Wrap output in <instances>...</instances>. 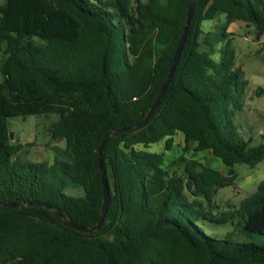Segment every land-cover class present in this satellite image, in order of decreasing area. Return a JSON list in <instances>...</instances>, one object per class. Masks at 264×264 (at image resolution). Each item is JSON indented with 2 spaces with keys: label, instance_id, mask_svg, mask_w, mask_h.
<instances>
[{
  "label": "trees",
  "instance_id": "trees-1",
  "mask_svg": "<svg viewBox=\"0 0 264 264\" xmlns=\"http://www.w3.org/2000/svg\"><path fill=\"white\" fill-rule=\"evenodd\" d=\"M190 0H5L0 3V201L49 205L93 226L102 191L97 147L110 129L142 119L169 67ZM224 22L243 21L260 39L264 0H197L173 75L139 127L103 146L109 202L100 228L65 226L50 209L0 205V264H264V179L237 204L214 197L236 164L254 167L233 115L245 80ZM215 20L212 30L203 21ZM264 49V42H263ZM220 52L219 62L213 54ZM264 62V54L262 56ZM57 113L50 165L19 160L15 116ZM183 135V150L209 151L224 169L146 148ZM176 165V167H174ZM229 225L220 235L215 228ZM252 235L262 242L248 240Z\"/></svg>",
  "mask_w": 264,
  "mask_h": 264
},
{
  "label": "rangeland",
  "instance_id": "rangeland-1",
  "mask_svg": "<svg viewBox=\"0 0 264 264\" xmlns=\"http://www.w3.org/2000/svg\"><path fill=\"white\" fill-rule=\"evenodd\" d=\"M220 24L224 25V30L228 33V41L220 42L217 47L229 48L234 51L235 61L243 70L241 80H245L241 98L242 107L236 110L233 119L243 137H251V145L264 143V54L262 40L254 36V28L243 21H234L229 24L224 22V16L218 17ZM215 20H207L202 23L204 32L212 30ZM220 52L213 54L214 59L219 62ZM57 113L30 114L26 116H15L8 120L9 128L13 132L11 141L20 142L22 148L16 156L19 160L29 162H44L50 165L55 155L59 154L64 148V141H52L50 126L58 119ZM150 151L165 152L168 161L176 159L179 155L187 158H196L204 164H208L220 170H224V165L220 158L212 155L209 151H199L192 155L183 150V135L175 132L171 136L170 147L166 149L165 139L150 144L147 148ZM237 171H246L250 168L246 164H236ZM176 167V165H174ZM255 168L264 171V159L256 164ZM240 173V174H241ZM240 183V182H239ZM234 183L232 186L221 187L214 197V202L220 209L229 208L228 205L237 204L239 200L248 195ZM255 190V188H254ZM252 190V191H254ZM251 193V192H250ZM231 230L229 225H221L215 228L217 234H224ZM250 241L262 242L261 237L252 235Z\"/></svg>",
  "mask_w": 264,
  "mask_h": 264
},
{
  "label": "water",
  "instance_id": "water-1",
  "mask_svg": "<svg viewBox=\"0 0 264 264\" xmlns=\"http://www.w3.org/2000/svg\"><path fill=\"white\" fill-rule=\"evenodd\" d=\"M196 1L197 0H190L189 4L187 6V9L185 12V17H184L183 24L181 27V32L179 34V37H178V40H177L171 61L169 63V67H168L166 76H165V78H164L153 102L149 106L148 110L146 111V113L144 114L142 119L136 123H133V124H129V125L122 126L119 128L107 130L102 135V137L100 139V142H99L98 147H97V166H98L99 176H100V181H101L102 199H101L100 214H99V217H98L96 223L90 227L80 225V224H76L72 220H70L68 217L64 216L57 209H55L49 205L39 203V202H30V203H26V204H18V203H14V202L0 201V205L7 206V207H16V208H24L27 205H40V206H44V207L50 209L52 212H54L61 219L62 223L65 226L72 228L74 230H77L79 232L91 233V232H94L100 228V226L102 225V223L104 221L106 210L108 207V202H109V186H108V182H107V178H106V173H105V170L103 167V157H102L103 146L110 137L115 136L120 132L133 129V128L139 127L142 124H144L147 121V119L150 117V115L153 112V110L155 109V107L158 105V103H159V101H160V99H161V97H162V95H163V93L167 87V84L169 83V81L173 75L176 63H177L178 58L180 56L183 44H184L185 39H186L188 24L190 22L192 10H193V7H194ZM9 136H10V139H12L13 132L11 130L9 132Z\"/></svg>",
  "mask_w": 264,
  "mask_h": 264
},
{
  "label": "crops",
  "instance_id": "crops-1",
  "mask_svg": "<svg viewBox=\"0 0 264 264\" xmlns=\"http://www.w3.org/2000/svg\"><path fill=\"white\" fill-rule=\"evenodd\" d=\"M3 1L5 0H0V3H2ZM261 40L262 38H260V41ZM255 166L250 168H245L247 170L243 171L242 173L241 171H237L235 166V171H236L235 184L240 182L239 186L241 187L242 190H244V192H248V193L252 192V190H254L258 182L264 179V171L255 168ZM223 171H225V169Z\"/></svg>",
  "mask_w": 264,
  "mask_h": 264
}]
</instances>
